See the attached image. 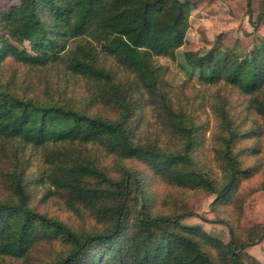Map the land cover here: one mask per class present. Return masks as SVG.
<instances>
[{
	"label": "trees",
	"instance_id": "trees-1",
	"mask_svg": "<svg viewBox=\"0 0 264 264\" xmlns=\"http://www.w3.org/2000/svg\"><path fill=\"white\" fill-rule=\"evenodd\" d=\"M193 6V0H20L8 9L0 6V68L5 67L0 70V186L9 193L0 197V264H29L43 242L56 238L68 248L53 264H242L244 250L264 239L263 224L244 237L228 225V242L199 224H184L192 210L162 212L141 172L122 166L114 178L90 151L98 146L121 160H138L155 178L215 193L214 203L221 204L260 171L241 158L245 150L257 154L259 148L233 149L243 139L264 138V33L250 49L218 41L184 54L190 76L246 97L259 121L247 130L233 125L218 89L215 108L227 131L220 179L202 170L194 156L203 125L177 104L160 77L159 58L174 59L185 44ZM251 24L264 25V0ZM22 66L86 82L94 101L113 112L104 117L25 94L16 74ZM138 93L175 133L174 145H166L160 134L138 139L129 120L139 108ZM27 147L40 158L36 173L30 172ZM32 184L57 194L70 211L88 212L102 229L78 232L37 210L31 205Z\"/></svg>",
	"mask_w": 264,
	"mask_h": 264
},
{
	"label": "rangeland",
	"instance_id": "rangeland-1",
	"mask_svg": "<svg viewBox=\"0 0 264 264\" xmlns=\"http://www.w3.org/2000/svg\"><path fill=\"white\" fill-rule=\"evenodd\" d=\"M193 1L191 26L187 32L186 42L178 49L174 59L159 58L160 77L171 86L177 104H184L185 108L192 110L193 116H196V120L203 125V140L194 152V156L202 170L220 179L224 174V162L220 158V151L223 147L222 138L226 136L224 134H227V131L215 108L218 101L216 97L218 89H221V95L227 100L225 109L232 116L233 125L247 130L256 127L259 121L248 108L246 97L234 92L230 87L202 85L197 75L190 76L189 72L192 69L185 62L184 54L205 49L218 41L230 46L238 42L242 48H252L264 33V25L255 29L251 24V19L257 17L263 0ZM19 3L20 0H0V6L6 9ZM4 68L1 67L0 70ZM16 74L18 84L22 90L24 89L22 92L29 96L37 97L38 95V98L42 100L52 97V100L104 117L110 116L109 113L113 112L109 106L95 102L91 88L86 82L77 78L68 81V78L62 75L57 78L52 72L47 73L45 68L28 66L18 67ZM125 75L123 72L121 77L124 78ZM64 83H68L67 87H64ZM137 98L139 108L134 111V115L129 120L138 139H147L160 134L166 145H174L177 142L175 133L164 127L162 123L164 121L157 117L145 96L138 93ZM243 146L260 149L257 154H250L251 151L245 150L241 156L245 165H258L260 171L252 178L245 180L227 204L214 203L215 193L202 189L178 188L157 179L138 160H121L117 156L106 154L98 146H91L90 151L98 157V163L107 168L108 173L114 178L121 174L122 166L141 172L152 194L155 198L157 197L158 209L162 212L172 213L184 207L190 209L193 215L186 217L183 220L184 224H199L210 234L228 242L231 239L228 225L242 237L257 224L264 225V189H260V185L264 182V138L243 139L237 143L233 151ZM25 154L32 162L30 172L36 173L41 166L39 156L34 154L30 147H27ZM31 190L33 207L62 220L73 230L85 232L102 229L103 225L99 224L91 214L86 211L77 214L68 210L57 194H47L45 186L32 184ZM8 194V191L0 186V197L5 198ZM221 220H225L226 223H221ZM67 248L68 244L62 238L43 242L31 255L29 264H53L54 259L64 254ZM205 249L214 256L217 255L214 248L205 246ZM257 263L264 264V239L249 246L242 255V264ZM9 264H23V262L13 261Z\"/></svg>",
	"mask_w": 264,
	"mask_h": 264
}]
</instances>
